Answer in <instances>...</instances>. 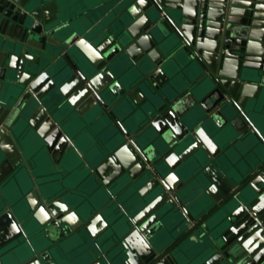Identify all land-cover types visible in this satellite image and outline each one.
Returning a JSON list of instances; mask_svg holds the SVG:
<instances>
[{"label":"water","instance_id":"water-1","mask_svg":"<svg viewBox=\"0 0 264 264\" xmlns=\"http://www.w3.org/2000/svg\"><path fill=\"white\" fill-rule=\"evenodd\" d=\"M0 264H264V0H0Z\"/></svg>","mask_w":264,"mask_h":264},{"label":"snow or ice","instance_id":"snow-or-ice-1","mask_svg":"<svg viewBox=\"0 0 264 264\" xmlns=\"http://www.w3.org/2000/svg\"><path fill=\"white\" fill-rule=\"evenodd\" d=\"M139 3H141V4L145 3V0H139ZM212 150L215 151V148L213 147ZM172 179L175 180V177H173ZM60 207L63 208V205H61ZM40 211L42 213H44L45 219H47V217H48L47 212H45V210L43 208H41ZM66 219L71 220L73 222H75V220H76L75 216H68V217H66ZM97 219H99V217ZM95 231H96L95 228H93L94 234H95Z\"/></svg>","mask_w":264,"mask_h":264}]
</instances>
